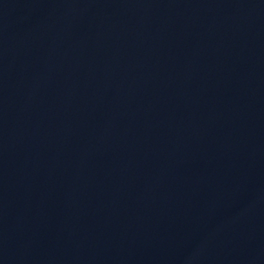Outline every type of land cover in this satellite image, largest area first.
I'll list each match as a JSON object with an SVG mask.
<instances>
[{"label":"water","instance_id":"1","mask_svg":"<svg viewBox=\"0 0 264 264\" xmlns=\"http://www.w3.org/2000/svg\"><path fill=\"white\" fill-rule=\"evenodd\" d=\"M0 264H264V0H0Z\"/></svg>","mask_w":264,"mask_h":264}]
</instances>
